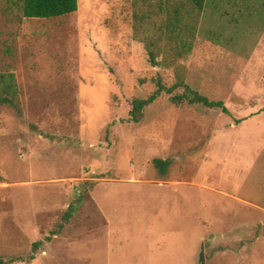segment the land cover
Masks as SVG:
<instances>
[{
  "label": "rangeland",
  "instance_id": "obj_1",
  "mask_svg": "<svg viewBox=\"0 0 264 264\" xmlns=\"http://www.w3.org/2000/svg\"><path fill=\"white\" fill-rule=\"evenodd\" d=\"M12 73L0 259L199 264L203 247L204 264H264V0H206L202 12L188 0H78L74 14L22 22L0 11V76ZM158 83L173 92L130 121L133 99ZM185 87L228 114L176 105Z\"/></svg>",
  "mask_w": 264,
  "mask_h": 264
},
{
  "label": "trees",
  "instance_id": "obj_2",
  "mask_svg": "<svg viewBox=\"0 0 264 264\" xmlns=\"http://www.w3.org/2000/svg\"><path fill=\"white\" fill-rule=\"evenodd\" d=\"M2 1L1 13L4 15H14L17 21H29V20H49L55 18H61L70 14H74L78 10V0H0ZM206 0H188V2L199 12L204 9ZM162 7H160V11ZM174 15L178 17V11L174 10ZM149 62L153 66H157L153 52L148 51ZM174 90L172 88H166L161 84H157V90L154 91L147 99H133L131 104V111L129 113L130 121L133 123H139L143 116L144 109L153 104L158 97L163 93L171 94ZM19 91L14 78L13 73L7 76H0V106L7 107L20 113V105L18 102ZM176 105L186 102L188 105H202L209 109H219L224 114H228L223 102H211L206 97L199 95L192 91L188 87H185V93L179 96H174L170 99ZM168 162L161 160H154L153 165L163 171ZM81 203V196L69 206L67 212L63 216L64 223H68L76 211V206ZM63 229V225H60L58 230L53 234L57 235ZM41 243L37 242L33 244L32 252L35 253L40 248ZM31 256L28 261L33 260ZM19 262L17 258H10L8 260L0 259V264H15Z\"/></svg>",
  "mask_w": 264,
  "mask_h": 264
},
{
  "label": "water",
  "instance_id": "obj_3",
  "mask_svg": "<svg viewBox=\"0 0 264 264\" xmlns=\"http://www.w3.org/2000/svg\"><path fill=\"white\" fill-rule=\"evenodd\" d=\"M199 264H204V251L203 247H201L200 255H199Z\"/></svg>",
  "mask_w": 264,
  "mask_h": 264
}]
</instances>
